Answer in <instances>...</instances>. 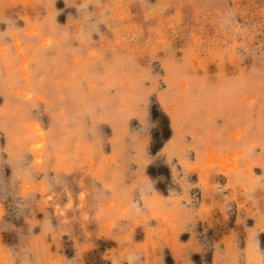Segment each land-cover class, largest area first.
Instances as JSON below:
<instances>
[{
	"label": "rangeland",
	"instance_id": "374dc122",
	"mask_svg": "<svg viewBox=\"0 0 264 264\" xmlns=\"http://www.w3.org/2000/svg\"><path fill=\"white\" fill-rule=\"evenodd\" d=\"M85 3L0 0V264H264V0Z\"/></svg>",
	"mask_w": 264,
	"mask_h": 264
},
{
	"label": "clouds",
	"instance_id": "9594fccd",
	"mask_svg": "<svg viewBox=\"0 0 264 264\" xmlns=\"http://www.w3.org/2000/svg\"><path fill=\"white\" fill-rule=\"evenodd\" d=\"M93 0H86L83 7H87L89 3ZM217 2L222 3L223 0H217ZM264 46V45H262ZM17 142L22 145V150H19L17 154L11 155V162L14 165L13 175L4 176L2 171H0V196L7 197L13 195L17 191L21 183L29 188L31 191V185L33 183V178L36 174L41 171L51 170L57 162V149L58 145L45 142V148L48 149L47 153L39 160L35 157L30 161L25 160V156L31 153V147L29 142V137L26 129H22L17 136ZM23 161L22 167H15ZM9 161H4L3 157L0 156V170L8 166ZM70 161L65 160V164H70ZM86 195V194H85ZM15 203V201H13ZM7 255H12V253H6ZM21 264H29L26 257L23 258Z\"/></svg>",
	"mask_w": 264,
	"mask_h": 264
},
{
	"label": "trees",
	"instance_id": "16d2710c",
	"mask_svg": "<svg viewBox=\"0 0 264 264\" xmlns=\"http://www.w3.org/2000/svg\"><path fill=\"white\" fill-rule=\"evenodd\" d=\"M154 115H156L157 117L159 116V115H157V111H154ZM162 120H163V125H164V140L166 141V140H168L169 138H170V136H171V128H170V123H169V119H168V117L165 115V114H163L162 113ZM162 143H158V144H156L155 146H154V152H156V151H158L161 147H162V145H161ZM149 173L151 174V175H153V173L151 172V169H150V171H149ZM172 263V259L171 258H169L168 259V264H171Z\"/></svg>",
	"mask_w": 264,
	"mask_h": 264
}]
</instances>
